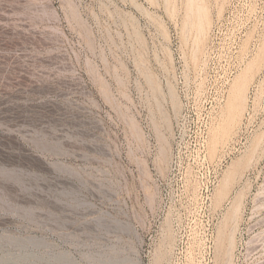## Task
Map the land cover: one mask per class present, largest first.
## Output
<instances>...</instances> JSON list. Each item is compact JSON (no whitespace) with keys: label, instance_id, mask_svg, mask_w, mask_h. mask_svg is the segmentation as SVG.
I'll list each match as a JSON object with an SVG mask.
<instances>
[{"label":"rangeland","instance_id":"1","mask_svg":"<svg viewBox=\"0 0 264 264\" xmlns=\"http://www.w3.org/2000/svg\"><path fill=\"white\" fill-rule=\"evenodd\" d=\"M199 1L0 0V264H264V0Z\"/></svg>","mask_w":264,"mask_h":264},{"label":"bare ground","instance_id":"2","mask_svg":"<svg viewBox=\"0 0 264 264\" xmlns=\"http://www.w3.org/2000/svg\"><path fill=\"white\" fill-rule=\"evenodd\" d=\"M197 1H198V3H197ZM188 7L190 8L189 9V11H191L194 7H195V5H197V4H199V7H196L197 9V11L199 12V13H201V12H203L202 11V7H201V5H200V1L199 0H188ZM198 6V5H197ZM201 7V8H200ZM199 8V9H198ZM201 9V10H200ZM198 18H199V16H198ZM198 18H197V20H198ZM202 20V19H201ZM200 24V23H199Z\"/></svg>","mask_w":264,"mask_h":264}]
</instances>
